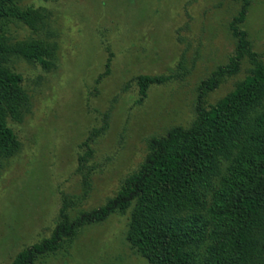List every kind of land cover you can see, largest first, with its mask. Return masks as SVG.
<instances>
[{
  "label": "rangeland",
  "instance_id": "1",
  "mask_svg": "<svg viewBox=\"0 0 264 264\" xmlns=\"http://www.w3.org/2000/svg\"><path fill=\"white\" fill-rule=\"evenodd\" d=\"M249 1L241 28L253 50L264 53V0ZM64 5L65 42L53 67L43 72L15 62L27 82L40 81L28 89L33 117L19 125L23 147L0 174V264L49 236L62 200L73 218L112 196L142 157L144 136L187 123L195 81L226 64L233 51L228 21L237 5L231 0H64ZM107 50L113 56L105 71ZM168 70L176 78L149 87L134 104L137 96L126 80ZM241 77L219 84L207 100L225 94ZM109 106L114 111L96 143L102 168L81 183L73 173L75 145L97 125L94 110ZM116 216L80 227L72 240L34 264H149L130 253L123 220Z\"/></svg>",
  "mask_w": 264,
  "mask_h": 264
},
{
  "label": "trees",
  "instance_id": "2",
  "mask_svg": "<svg viewBox=\"0 0 264 264\" xmlns=\"http://www.w3.org/2000/svg\"><path fill=\"white\" fill-rule=\"evenodd\" d=\"M231 1L237 5L228 21L233 51L226 64L195 81L188 122L144 136L142 157L102 205L71 218L62 200L49 236L22 247L8 264H34L80 227L112 215L123 220L130 253L149 264H264V53L253 50L241 28L250 1ZM64 6V0H0V174L23 147L19 125L33 117L28 89L40 81L27 82L15 62L43 72L53 67L65 42ZM106 53L105 71L113 56ZM173 71L126 80L134 104L149 87L176 78ZM238 73L225 94L207 100ZM113 108L94 110L97 125L75 145L73 173L81 183L102 168L96 143Z\"/></svg>",
  "mask_w": 264,
  "mask_h": 264
}]
</instances>
